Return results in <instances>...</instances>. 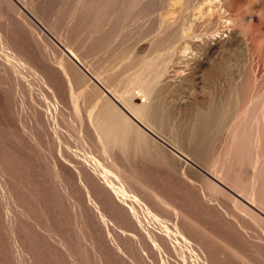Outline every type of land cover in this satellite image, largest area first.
I'll use <instances>...</instances> for the list:
<instances>
[{
  "label": "rangeland",
  "instance_id": "1",
  "mask_svg": "<svg viewBox=\"0 0 264 264\" xmlns=\"http://www.w3.org/2000/svg\"><path fill=\"white\" fill-rule=\"evenodd\" d=\"M0 264H264V0H0Z\"/></svg>",
  "mask_w": 264,
  "mask_h": 264
},
{
  "label": "bare ground",
  "instance_id": "2",
  "mask_svg": "<svg viewBox=\"0 0 264 264\" xmlns=\"http://www.w3.org/2000/svg\"><path fill=\"white\" fill-rule=\"evenodd\" d=\"M162 23H160V24H162V26H166V21L163 19L162 21H161ZM159 24V25H160ZM165 24V25H164ZM161 26V27H162ZM166 30V29H165ZM164 32V31H163ZM164 42V41H163ZM71 54V53H70ZM153 74V73H152ZM94 76V75H93ZM95 77V76H94ZM142 77V76H141ZM96 78V77H95ZM139 79H141L140 77H138ZM97 80H98V78H96ZM99 81V80H98ZM140 80H138L137 82H139ZM100 82V81H99ZM144 81H143V79H142V81L141 82H139V83H143ZM101 83V82H100ZM146 83V82H145ZM137 85H138V83H137ZM143 85V86H142ZM141 86L140 85H138V86H140L139 88H140V90H141V93H142V97L143 98H145L144 100H145V105L142 107V108H139V109H137L136 108V110L135 109H133L132 111H131V114L133 115V117L134 118H136V120L138 121V122H140V124H142V126H144V128L145 129H147V131H150V132H152V130H151V125H152V121H150V118L151 117H154L155 116V110H154V104L153 103H155L154 101H153V98H152V93H151V91L149 90V88L148 89H146L147 88V86H144L145 84H142ZM150 86V85H149ZM143 87H145V88H143ZM106 88V87H105ZM107 89V88H106ZM150 89H151V87H150ZM108 90V89H107ZM139 90V89H138ZM152 90V89H151ZM109 91V90H108ZM110 92V91H109ZM111 93V92H110ZM120 99H121V101L124 103L125 102V100H123L124 98H121V97H119ZM115 99H116V97H115ZM117 101H119L120 102V100H118V99H116ZM148 101V102H147ZM126 102H127V100H126ZM125 102V103H126ZM121 103V102H120ZM122 104V103H121ZM157 104V103H156ZM123 106V105H122ZM120 113V112H119ZM158 113V112H157ZM125 116V115H124ZM119 119H120V117H118ZM124 117H123V114H121V119H123ZM125 119H127L126 121H125ZM152 119V118H151ZM128 125L126 126V128L128 127V126H130V129H128L127 131H129L130 132V130L132 131V128L134 127L135 128V130H137V132L138 133H140V136H145L147 133L145 132V131H143L140 127H138L137 125H135L134 123H131V122H129L128 120H130L127 116H125V118L123 119ZM121 121V120H118V123H119V121L120 122H124V121ZM155 120V119H154ZM158 120V119H157ZM150 123H151V125H150ZM155 123V122H154ZM121 124V123H120ZM120 124H118L119 126H120ZM123 124H125V123H122V125ZM154 126V125H153ZM132 127V128H131ZM120 128V127H119ZM122 128H124V127H122ZM122 128H120V130L122 129ZM129 128V127H128ZM133 128V129H134ZM143 128V127H142ZM150 129V130H149ZM110 130V129H109ZM114 130V129H113ZM118 130V129H117ZM126 130V129H125ZM124 130V131H125ZM123 131V129H122V132L124 133V134H126L125 132ZM106 133H108V132H106ZM153 133V132H152ZM117 134V133H116ZM122 134V133H121ZM107 136V135H106ZM110 136V135H109ZM147 136V135H146ZM148 137V136H147ZM145 138V137H144ZM111 139V138H110Z\"/></svg>",
  "mask_w": 264,
  "mask_h": 264
},
{
  "label": "water",
  "instance_id": "3",
  "mask_svg": "<svg viewBox=\"0 0 264 264\" xmlns=\"http://www.w3.org/2000/svg\"><path fill=\"white\" fill-rule=\"evenodd\" d=\"M69 58L92 80V82L102 90L105 95L111 99L114 103H116L130 118L137 121L132 114L124 108L115 97L74 57L67 49H64ZM250 205V204H249Z\"/></svg>",
  "mask_w": 264,
  "mask_h": 264
}]
</instances>
